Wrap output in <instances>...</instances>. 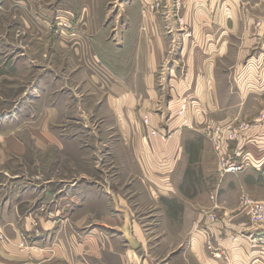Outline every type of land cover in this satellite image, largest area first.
I'll return each mask as SVG.
<instances>
[{
  "label": "crops",
  "instance_id": "obj_1",
  "mask_svg": "<svg viewBox=\"0 0 264 264\" xmlns=\"http://www.w3.org/2000/svg\"><path fill=\"white\" fill-rule=\"evenodd\" d=\"M137 1L128 0L125 16L95 31L92 41L100 49L97 59L104 72L101 94L106 99L100 112L106 108L110 112L102 123L117 131L115 168L76 172L61 167L54 172L55 153L63 156L62 166L63 159L71 166V156L86 158V144L79 146L82 157L71 151L84 137L67 136L65 129L58 135L55 120L53 124L42 120L47 124L30 127L31 136L24 141L23 107L15 119L0 124V235L5 237L0 240V264H264V250L252 249L249 239L263 237L264 231H254L236 212L232 184L225 182L210 192L218 195L223 209L218 220L204 218L202 206L211 207L213 202L199 181L187 180L192 162L188 147L201 135L206 152L199 161L214 158L215 153L194 125H182L183 119L175 115L182 101L172 100L188 97L195 107L196 101L206 98L210 111L230 107L218 103L233 99L236 92L220 96L216 83L218 74L225 72L219 64L225 62L232 30L225 23L226 12L222 10L219 25L196 27V39L181 46L186 60L182 63L180 57L168 55L170 41L164 36L173 35V25L164 35L156 16L136 8ZM255 61L258 58L249 63ZM183 66H187L184 79ZM166 98L171 100L164 103ZM55 111L48 107L42 113L56 119ZM11 127L9 133H2ZM167 131L174 136L164 142L160 137ZM240 147L255 166L240 175H263L264 125L244 136ZM44 153L51 158L45 170L37 162L38 154ZM24 157L36 168L24 165ZM210 175L204 168L195 179ZM206 231L216 253L207 248Z\"/></svg>",
  "mask_w": 264,
  "mask_h": 264
},
{
  "label": "rangeland",
  "instance_id": "obj_2",
  "mask_svg": "<svg viewBox=\"0 0 264 264\" xmlns=\"http://www.w3.org/2000/svg\"><path fill=\"white\" fill-rule=\"evenodd\" d=\"M127 1L0 0V124L4 120L15 119L16 111L23 107V113H20L22 115L20 127L24 141L31 136L30 127H36L37 122L42 123L39 122L42 120H50L49 123L52 124L55 120L54 126L58 129V135L65 129L67 136L76 135L78 138L86 139V142L85 139H80V144L71 147L73 155L79 156L80 152L82 157V149L79 151V146L86 144V158L82 160L71 156V166L67 159H63L62 166L63 156L55 153L54 172L61 167H68L76 172L95 170V168L110 171L111 168H115L112 157L117 149L115 142L117 131L102 123L106 119V114L110 112L108 108L106 112H100L106 99L105 95L101 94L104 72L101 60H98L100 59L98 57H101L100 49L98 46L93 47L92 41L95 31L108 22L116 24L119 15L122 18L125 16ZM196 1L201 2L140 0L135 3V7L147 9L150 16H156L154 19L164 35L171 30L169 25H173V39H170L172 36H164L170 41L167 48L168 55L175 60H179L180 57L182 63L186 60L181 57V46L186 40L196 39V27L206 23L219 25L222 10L226 12L225 23L230 24L232 30L228 47L225 49V62L220 60L222 63L219 64V67L224 65L225 72L218 74L216 83L220 96L229 92L232 95L236 92L233 99L228 101L223 98L225 102L218 103L230 104V107L226 105L224 109L210 111L207 109L206 98L200 103L196 101L198 104L196 103L194 107L188 97H172V100L176 99L178 102L181 100V105L185 102L188 106L185 116H180L182 108L175 113L183 119L182 125H194V129L203 134L204 140L209 141L214 151L205 132L207 125H204L205 122H212L217 126L236 124L237 127L247 124L249 129L241 133L240 141L244 136L264 125V92H262L264 90V0ZM172 41H176V44ZM253 58H258V61L250 64L249 61ZM181 70L183 73L180 77L184 79L187 66H183ZM160 74L161 71L158 72V77ZM201 76L206 77L204 74ZM93 77L97 78L96 81ZM228 78L230 81H227ZM158 82L162 84V81L158 80ZM167 100L171 99L166 98L164 103ZM48 107L57 110L56 119L43 115L42 112L47 111ZM227 117L231 119L222 122ZM202 125L204 126L201 127ZM11 129L12 127L4 128L5 131L2 133L5 135ZM169 135L173 138L174 132L167 131L164 136ZM197 138L198 143L188 147L192 162L189 167L190 178L187 177V180L199 181V185L205 187L208 194L225 182L232 184L237 195L236 212L247 218L252 228L250 217L240 209L239 201L242 196L255 201H264V174L261 176L239 174L222 178L219 175L216 155L204 162L199 161L206 151L201 135ZM171 139H165L164 142ZM233 145L236 144H231V147ZM234 149L231 148V151ZM22 162L28 168H36L32 167L33 162L29 157H24ZM37 162L40 168L45 170L50 166L51 158L45 156V153L38 154ZM204 168L213 173V176L195 179L196 174ZM74 177L67 176L73 179ZM211 195L213 193L210 194V198ZM212 202L211 207L202 206L204 207L201 208L202 214L213 212L218 220L223 209L218 204V200ZM214 206L217 208L213 209ZM204 218L207 219V216L205 215ZM1 236L0 240L4 241L5 237L1 238Z\"/></svg>",
  "mask_w": 264,
  "mask_h": 264
},
{
  "label": "built area",
  "instance_id": "obj_3",
  "mask_svg": "<svg viewBox=\"0 0 264 264\" xmlns=\"http://www.w3.org/2000/svg\"><path fill=\"white\" fill-rule=\"evenodd\" d=\"M181 108L182 110L180 112V116H185V112L188 108L187 104L183 102ZM145 121H148L147 117L145 118ZM185 122L187 123V121ZM248 129L249 126L247 124H242L237 127L236 124L217 126L212 124V122L207 123L205 132L213 146L216 158L218 160L219 175L222 178H225L229 175H239L255 167L252 164L250 154L245 152L240 147V135L242 132H246ZM152 136L157 137V133L152 131ZM161 138L164 141L165 139H171L172 137L170 135H163ZM231 144H236L235 149L232 151ZM211 196L212 197L210 199L212 201L216 202L218 200L217 194L214 193ZM239 206L240 209L250 217V221L252 223V228L254 229V231H264V201H255L248 198L247 196H242L239 201ZM216 208L217 207L214 206L213 209ZM205 215L210 222L214 223L217 221V216L213 214V212H207ZM205 234L208 241V250L216 253L218 249L213 246L210 234L207 231L205 232ZM21 237L23 240L26 239L24 234H21ZM1 238L3 237L1 236ZM249 239L252 249H256L260 246L264 250V236L249 237ZM233 241L237 242L238 238L235 237Z\"/></svg>",
  "mask_w": 264,
  "mask_h": 264
}]
</instances>
